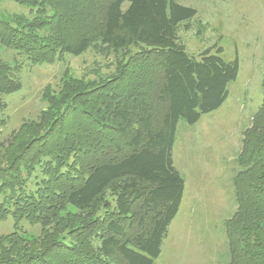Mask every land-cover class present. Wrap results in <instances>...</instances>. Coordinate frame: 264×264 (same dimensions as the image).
I'll return each mask as SVG.
<instances>
[{
  "label": "trees",
  "instance_id": "16d2710c",
  "mask_svg": "<svg viewBox=\"0 0 264 264\" xmlns=\"http://www.w3.org/2000/svg\"><path fill=\"white\" fill-rule=\"evenodd\" d=\"M16 1L34 17L0 16V48L27 65L91 47L136 51L99 81L66 71L58 90L47 87L39 118L0 143L3 157L15 149L0 158V191L9 189L0 222L14 220L0 235V264H155L185 191L174 163L179 123L224 104L239 58L224 59L218 45L190 54L179 31L198 11L178 0ZM17 65L0 55V126L4 96L22 88ZM237 163L230 263L264 264V101ZM24 221L41 224V235L25 236Z\"/></svg>",
  "mask_w": 264,
  "mask_h": 264
},
{
  "label": "rangeland",
  "instance_id": "374dc122",
  "mask_svg": "<svg viewBox=\"0 0 264 264\" xmlns=\"http://www.w3.org/2000/svg\"><path fill=\"white\" fill-rule=\"evenodd\" d=\"M178 1L198 11L190 29L179 31L187 51L198 55L207 48L221 46L224 59L239 58L240 71L219 109L204 114L194 124L185 120L179 123L174 163L185 179V191L155 264H231L226 222L237 210L234 177L241 169L237 157L264 101V0ZM15 14L34 17L29 6L16 0H0L1 17ZM135 51L132 48L116 53L105 47H91L79 56L67 54L64 60L27 65L18 51L0 48V55L10 64H21L20 69L17 65V75L22 80L18 92L4 96L8 102L7 121L0 126V143H6L24 122L39 118L48 107L44 96L47 87L58 90L66 71L99 81L116 72L117 65ZM0 150V158H11L15 149L5 157L4 148L0 146ZM2 164L6 162L1 160ZM8 192L0 191V203ZM70 211L79 213L75 208ZM13 227L14 220L8 216L0 222V235ZM42 230L41 224L24 221L22 225L27 237H39Z\"/></svg>",
  "mask_w": 264,
  "mask_h": 264
}]
</instances>
